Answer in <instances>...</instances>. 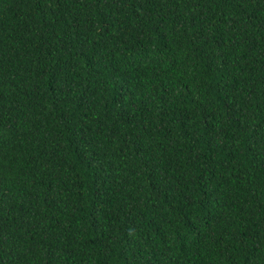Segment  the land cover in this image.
<instances>
[{"label":"trees","instance_id":"16d2710c","mask_svg":"<svg viewBox=\"0 0 264 264\" xmlns=\"http://www.w3.org/2000/svg\"><path fill=\"white\" fill-rule=\"evenodd\" d=\"M0 264H264V0H0Z\"/></svg>","mask_w":264,"mask_h":264}]
</instances>
